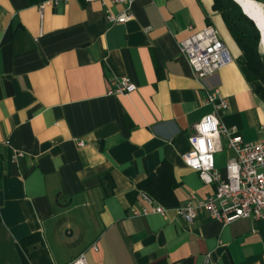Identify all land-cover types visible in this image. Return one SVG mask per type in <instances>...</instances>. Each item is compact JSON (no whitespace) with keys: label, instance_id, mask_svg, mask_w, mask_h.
Listing matches in <instances>:
<instances>
[{"label":"crops","instance_id":"0c3cea01","mask_svg":"<svg viewBox=\"0 0 264 264\" xmlns=\"http://www.w3.org/2000/svg\"><path fill=\"white\" fill-rule=\"evenodd\" d=\"M46 1L0 0V264H31L30 235L44 264H264V220L188 224L175 211L214 191L182 159L214 111L208 91L228 101L222 124L264 137L259 82L213 0ZM127 8L129 20H108ZM207 25L231 62L203 85L179 43ZM123 76L135 90L108 94ZM232 157L222 140L215 167ZM152 205L165 214L144 215Z\"/></svg>","mask_w":264,"mask_h":264},{"label":"built area","instance_id":"2783aa9c","mask_svg":"<svg viewBox=\"0 0 264 264\" xmlns=\"http://www.w3.org/2000/svg\"><path fill=\"white\" fill-rule=\"evenodd\" d=\"M70 0H48L40 6L66 3ZM91 3L97 0H83ZM105 4L106 0H99ZM112 4H127L132 0H108ZM110 22H125L131 18L129 8L118 16L108 15ZM180 53L187 60L194 76L205 85V79L231 62V56L218 31L211 25L193 32L179 43ZM135 85L128 77L111 81L108 94H129ZM206 103L214 111L205 115L195 125V133L188 138L190 150L182 156L185 165L195 170L204 185H213L214 191L204 198L190 195L188 200L175 208L176 214L190 224L202 213L222 225L238 219L264 220V137L244 141L235 128L221 123L217 112L228 108V101L217 88L206 93ZM232 152L222 173L215 167L214 154L220 150L221 141ZM3 143L0 141V144ZM8 143V141H4ZM79 142L78 145H82ZM166 209L152 205L143 214L164 215ZM70 264H88L80 254Z\"/></svg>","mask_w":264,"mask_h":264},{"label":"trees","instance_id":"16d2710c","mask_svg":"<svg viewBox=\"0 0 264 264\" xmlns=\"http://www.w3.org/2000/svg\"><path fill=\"white\" fill-rule=\"evenodd\" d=\"M212 8L220 14L229 35L241 51L243 56L241 69L245 79L259 82L255 93L264 102V55L259 49L258 29L233 0H213ZM34 240L36 235H30L22 243L29 251L31 264H44L43 260H47L46 250L42 244L33 247Z\"/></svg>","mask_w":264,"mask_h":264},{"label":"bare ground","instance_id":"6f19581e","mask_svg":"<svg viewBox=\"0 0 264 264\" xmlns=\"http://www.w3.org/2000/svg\"><path fill=\"white\" fill-rule=\"evenodd\" d=\"M243 6L245 12L253 17L261 32V48L264 54V10L253 0H237Z\"/></svg>","mask_w":264,"mask_h":264},{"label":"water","instance_id":"95a60500","mask_svg":"<svg viewBox=\"0 0 264 264\" xmlns=\"http://www.w3.org/2000/svg\"><path fill=\"white\" fill-rule=\"evenodd\" d=\"M239 7H240V9H241V11L243 12V14L245 15V16H247L249 19H251L252 21H253V23L255 24V26H256V28L258 29V31H259V36H260V43H261V32H260V29H259V27H258V25H257V23L255 22V20L253 19V17H251V16H249L246 12H245V10H244V8H243V6L241 5V3H239L237 0H233ZM264 55V54H263Z\"/></svg>","mask_w":264,"mask_h":264},{"label":"rangeland","instance_id":"374dc122","mask_svg":"<svg viewBox=\"0 0 264 264\" xmlns=\"http://www.w3.org/2000/svg\"><path fill=\"white\" fill-rule=\"evenodd\" d=\"M261 52V51H260ZM262 53V52H261Z\"/></svg>","mask_w":264,"mask_h":264}]
</instances>
